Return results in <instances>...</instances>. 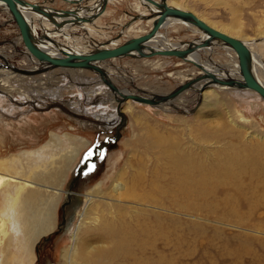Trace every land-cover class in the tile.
Masks as SVG:
<instances>
[{
  "label": "rangeland",
  "instance_id": "obj_1",
  "mask_svg": "<svg viewBox=\"0 0 264 264\" xmlns=\"http://www.w3.org/2000/svg\"><path fill=\"white\" fill-rule=\"evenodd\" d=\"M137 1L114 0L108 3L104 13L95 21L92 38L87 30L74 26L68 31L69 35L74 37L71 39L75 44L87 45L89 50H93L98 42L115 38L123 28H127L126 25L130 22L129 15L133 18L135 11L130 10L136 8ZM173 1L174 6L192 10L217 27L221 25L238 28L241 37L254 39L258 43L254 48L264 61V0ZM46 4H52L51 6L56 9L69 8V3L64 0H53ZM140 9L145 10V7ZM7 11L3 6L0 7V54L12 55L13 57L8 58L10 64L15 67H24L25 63L36 65L29 60V52L22 41L18 25ZM143 25L144 23L137 25V21L132 23V31L124 34L121 42L126 35L136 34ZM167 30L168 33L161 31L175 44L181 39L184 42L194 41L201 36L200 32H195L193 27L183 23H177ZM58 38L63 39V36ZM227 52L225 45L218 42L214 45V52L201 51V59L212 63L215 60L217 61L215 65L231 64ZM104 68L111 72L112 79L121 90L145 95L151 94V91L154 94L172 92L182 84L181 76L187 74L190 78L196 77L197 71H200L194 64L180 58L159 56L122 57L106 62ZM1 70L13 71L0 56ZM191 73L193 75H188ZM1 76L2 74L0 78ZM237 76L240 75L237 73ZM15 78L17 79L14 82L15 92L12 91L8 95L0 92L4 99L0 101V158L22 150L40 148L57 134L64 139V147L58 149L66 148L61 150L62 153H70L69 150L74 149L71 145L73 139H68L65 135L72 134L80 138L79 140H86V144L81 147L74 168L69 171V180L65 188L72 187L76 193L73 194L79 195L89 191L101 180L110 178L102 185V190L106 189L116 178L118 171H126L129 162L137 167H143L148 162L147 157L150 158L151 165L160 162V157L146 151V143L140 135L143 124L135 121L131 115L133 111L154 129H161L166 135L181 140L186 146L198 148L194 152L199 153L205 167L206 181L202 183L199 176L196 178V183L203 186L201 190L206 194L204 203L200 204L204 219L210 223L216 219V216L204 207L209 203L224 205L220 211L225 210L226 214L237 211L243 215L240 221L222 219V225L218 230L214 224L200 222L205 225L204 232H200L191 224L193 222L191 218L180 215L178 218L183 222V236L175 240L178 246L168 251V254L166 252L165 258L169 259L171 264H264V152L258 153V145L260 143L264 147V141L254 137L255 133L264 137V99L260 95L248 89H220L210 87L208 84L202 90L205 92L207 89L216 90L218 98L223 101L222 105L214 103L211 106L212 101L208 99L204 101L203 92L192 91L190 88L173 100L171 105L154 106L131 99L117 101L111 90L104 88L105 84L99 75L87 69L54 68ZM20 90L29 95L26 96L27 102L20 101ZM181 97L189 101L184 110H178L173 105ZM14 103L16 108L12 109L11 105ZM129 105L132 108L130 111L126 109ZM119 110L123 112L122 121L125 122H121L122 125L118 129H106L108 118ZM219 112L223 114L222 118L218 117ZM228 116L236 123L234 134L228 136H224L225 133L215 134L211 125L215 126L220 120L228 121ZM117 133L119 136L116 138ZM228 141L235 143V148L228 147L224 152H216L218 146ZM248 148H251L253 153H258L260 161L250 168L249 172L230 174L225 168L230 157L239 156ZM138 160L143 165H137ZM246 164V160H243L242 165ZM196 183L191 186L192 194L199 189ZM216 193L220 197L218 200H214ZM67 197L65 193L58 206L59 219L55 230L38 240L34 246L37 256L35 255L33 261L25 259L23 264H63L64 249L70 248L74 251L67 232L62 229L66 219L71 215V204ZM1 200L0 197V206ZM176 236L178 234L173 237ZM146 240L152 242L149 238L141 239L145 251L140 254L139 263L164 264L162 262L164 256H160L163 253L156 254ZM12 251H16L14 246Z\"/></svg>",
  "mask_w": 264,
  "mask_h": 264
},
{
  "label": "bare ground",
  "instance_id": "obj_2",
  "mask_svg": "<svg viewBox=\"0 0 264 264\" xmlns=\"http://www.w3.org/2000/svg\"><path fill=\"white\" fill-rule=\"evenodd\" d=\"M52 1L22 0L21 3H18L20 12L30 25L34 43L52 56H61L63 51L72 53H88L92 51L88 49L89 46L87 47V45L75 44L72 40L74 37L71 34L69 35L68 31L74 26L81 27V29L87 30V33L91 37L93 31H95L93 28L95 21L106 10L107 5L105 6V1L111 3L114 0H64L69 3L68 5H73L67 9H56L51 6L52 4H46H50ZM144 1L138 0L135 2V9L142 14H149ZM167 2L169 5L174 6L175 1L167 0ZM150 5L156 13L159 12L155 6ZM1 6L12 15L6 3L0 2ZM140 7H145V10L140 9ZM195 14L214 28L239 38L246 43L252 52L254 75L264 85V61L254 48V45L258 43L254 39L249 40L241 37L236 27L229 28L228 26L221 25L217 27L216 24L211 23L204 16L198 13ZM85 17L90 18V20L83 21L82 19H85ZM12 20L15 21L13 15ZM149 21L152 23L153 19ZM170 23H183L189 27H193L195 32H200L193 25L179 19H174ZM53 27L57 30L53 29ZM132 28L129 25L122 32L124 34L129 33L132 31ZM39 30H41V33H39ZM200 33V38L194 40V43L198 45L206 38L202 32ZM165 34L160 30L158 36L150 45L159 49L186 47L187 44L182 41L176 44L174 41L171 43L172 39L167 38ZM59 36H63V39H59ZM121 39L120 37H113L106 42H108L109 46H113L120 43ZM218 42L225 45L231 64L219 63L215 65L214 63H217L215 60L212 63L201 59V51L206 53L214 52V45ZM101 43L104 42H98L93 49L100 47ZM0 56L7 62V67L13 69V71H0V74H2L0 78V92L6 93V95L16 90L14 82L17 81V77L15 78V76L25 77L27 74L49 71L47 69L49 67L48 63L40 61L30 52L28 58L31 62H35L36 65H26L25 63L24 67H15L9 62L8 57H13L12 55L2 53ZM187 59L189 60L187 62L192 64V61L198 62L220 79L243 81L236 51L222 41H214L206 47H200L196 52L189 54ZM18 73H21V75ZM237 73L240 75L239 77ZM108 74L112 79L110 71H108ZM199 74H203L202 70H198L195 76H200ZM188 75H193V73ZM196 77L190 78L186 74L181 76V81L183 83L185 80H193ZM13 78L15 79L12 80ZM202 80L204 81L200 82ZM42 82H44L43 79ZM129 82L131 83V81ZM194 84L190 86L193 89L192 91L198 90L199 93L200 91L203 92V96H205L204 101L205 99L212 101L210 103L211 106L214 103V105L217 103L222 105L223 101L218 98L216 90L207 89L206 92L203 91V88L208 84L210 87L215 86L220 89H246L222 85L218 82H212L209 78L200 79ZM39 86L37 87L39 88ZM104 88L109 89L106 84ZM248 90L255 92L251 89ZM120 91L124 94L132 93L127 90L120 89ZM111 92L117 101L122 100L121 94L114 93L112 90ZM166 94H154L151 91L149 95L159 96ZM20 95L22 103L28 101L27 97L29 95L23 93V91H21ZM179 95L154 106L170 104ZM2 96L0 95V101L4 100ZM216 97L217 100L215 101ZM178 99L173 104L174 107L178 110H184V106L189 102L188 99H184L183 97ZM182 103L183 106L181 105ZM207 105H209L208 102ZM11 108H16L15 103L11 105ZM126 109L130 111L132 109L131 105L126 107ZM122 113L121 110L116 114L113 113L114 115L108 118L106 129H118L121 122L124 123L122 121ZM131 115L135 121L141 125L143 124V127L140 128V135L143 136L142 139L146 143V151L160 157V162L159 164L153 163L151 165V163L149 164L151 161L148 157V162L143 167H137L129 162L126 171H118L113 182L103 190L102 185L106 184L110 178L101 180L89 191L79 195H75L76 193L72 190V187L65 188L69 180V171L74 168V163L80 154V149L86 144V140H79L80 138L72 134L65 135L66 138L73 139L71 145H73L74 149L69 150L70 153L67 152L69 154L62 153L63 151L61 150H66V148L58 149V147H64V139L57 134L56 137L52 136L40 148L22 150L19 153H12L0 158V197L2 199L0 206V264H23L25 259H29L30 261L35 259L34 246L41 237L53 232L57 226L59 219L58 206L62 199H64L65 193L71 204V215L66 219V224L62 229L67 232L71 245L75 249L74 251L70 248L64 249L63 258L65 262L63 264H140L139 256L145 251V246L141 242L142 238L151 239V243L147 240L146 242L151 244L150 246L153 251L156 254L163 253L160 255L161 257L164 256L162 262L164 264H171L169 259L165 258V253L167 252L168 254V251L178 246L175 240L183 236V222L178 218L180 215H186L191 218L193 220L191 224L200 232H204L203 229L205 227L200 222L214 224V227L218 230L222 225V219L233 221L243 219V215L237 211H232L231 214H226L225 210L221 212L220 210L224 205L219 203H209L204 206L216 216V219L212 223L204 219L200 204L204 203L203 199L206 194L201 190L203 186H199L196 183V178L199 176V181H202V183L206 181L204 175L205 167L199 157V153L194 152L198 148L190 145L186 146L181 140L166 135L161 129H154L147 121H143L140 116L135 115L133 111H131ZM221 115L223 114L219 112L218 117L222 118L223 116ZM235 124V121L228 116V121L220 120L218 124L211 126L215 134L225 133L224 136H228L234 134ZM254 137H258L264 141V137L261 134L255 133ZM261 145L263 144L259 143L258 153L264 152V147ZM235 146V143L228 141L218 146L216 152H224L228 147L235 148ZM258 153L255 154L251 148H248L243 154L230 157L225 168L232 175H235L237 172H249L251 171L250 168L260 161ZM194 154L196 155L193 158L192 155ZM217 156H219V153H217ZM243 160H246V166L242 165ZM139 164H142V162L138 160L137 165ZM193 183H196L199 188L195 194L191 193ZM219 198L218 193H216L214 200H218ZM74 220L75 223L73 224ZM176 234L178 236L173 237ZM13 246L16 251H12Z\"/></svg>",
  "mask_w": 264,
  "mask_h": 264
},
{
  "label": "water",
  "instance_id": "obj_3",
  "mask_svg": "<svg viewBox=\"0 0 264 264\" xmlns=\"http://www.w3.org/2000/svg\"><path fill=\"white\" fill-rule=\"evenodd\" d=\"M146 1V2H145ZM144 5L147 7L149 14H139L134 15L132 20L126 25L128 27L133 22L138 20H151L153 19L149 30L143 34L137 36H128L123 39L122 42L109 46L108 42L101 43L100 47L93 49L88 53H72L63 51L61 56H52L45 50L39 48L33 41L32 34L30 31V25L27 20L24 18L22 13L18 8V3H21L22 0H0L8 5L16 24L20 30L22 41L24 42L28 51L38 58L40 61L47 62L49 67L48 70L54 68H65V69H87L94 71L99 75L102 82L106 84L110 90L114 93H119L122 96L121 101L128 99L134 100L136 102L157 105L162 102H166L170 98H173L179 95L181 92L190 88L192 84L200 79H210L212 82H218L222 85L237 86L239 88L251 89L264 99V85L261 84L253 72V62H252V52L246 43L234 36H231L225 32H222L205 20L196 15L192 10H186L180 7L171 6L168 4L167 0H145ZM108 2L105 1V6L108 5ZM156 7L159 12H155L152 6ZM174 19L182 20L190 25H193L202 32L206 38L199 45L194 43V41H185L186 47H169V48H155L150 45L153 40L158 36L159 31L162 28L167 27L170 21ZM83 21H89L90 18L85 17ZM125 29V28H123ZM123 29L116 36L117 38L123 37ZM214 41H222L229 46H231L237 53L239 64L241 66V72L243 75V81L235 80H224L220 79L214 73L206 70L198 62H193V64L202 70L203 74L197 76L193 80H188L178 87H176L171 93L166 95H153L150 96L140 93H130L124 94L120 91L119 87L115 82L110 78L108 71L104 68L106 62L122 58V57H134V58H152L154 56L161 57H177L183 61H189L187 56L191 53L196 52L200 47H206ZM125 118V117H124ZM125 122V121H124ZM119 136L117 133L116 138Z\"/></svg>",
  "mask_w": 264,
  "mask_h": 264
},
{
  "label": "crops",
  "instance_id": "obj_4",
  "mask_svg": "<svg viewBox=\"0 0 264 264\" xmlns=\"http://www.w3.org/2000/svg\"><path fill=\"white\" fill-rule=\"evenodd\" d=\"M137 1V0H136ZM89 3H92V2H89ZM71 6H73V5H69V7H71ZM176 7H180V8H183V7H181V6H176ZM183 9H185V8H183ZM130 11H135V13H133L134 15H137V14H139V11H137L136 9H132V10H130ZM132 13V12H131ZM133 15V16H134ZM132 20V16L131 15H129V18H128V21H131ZM144 23V25H143V27L141 28V30L139 29V31L136 33V34H132L131 36H136V35H139V34H143V33H145L147 30H149V28H150V26H151V22L150 21H147V20H144V22H140V20H138L137 21V25H140V24H143ZM136 25V24H135ZM172 26H176V24H169L167 27H165V28H162L161 30L162 31H166L167 33H168V28H170V27H172ZM161 31V32H162ZM164 33V32H163ZM166 35V37L167 38H170V37H168V35L167 34H165ZM182 40V39H181ZM180 40V41H181ZM182 42H184V41H182Z\"/></svg>",
  "mask_w": 264,
  "mask_h": 264
},
{
  "label": "flooded vegetation",
  "instance_id": "obj_5",
  "mask_svg": "<svg viewBox=\"0 0 264 264\" xmlns=\"http://www.w3.org/2000/svg\"><path fill=\"white\" fill-rule=\"evenodd\" d=\"M120 125V124H119ZM122 125V124H121ZM111 130V129H110ZM60 231H61V229H60ZM36 256H37V254H36ZM36 259H37V257H36Z\"/></svg>",
  "mask_w": 264,
  "mask_h": 264
}]
</instances>
